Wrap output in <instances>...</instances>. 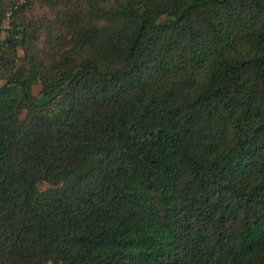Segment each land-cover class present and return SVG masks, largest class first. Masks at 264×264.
I'll use <instances>...</instances> for the list:
<instances>
[{"label":"trees","instance_id":"16d2710c","mask_svg":"<svg viewBox=\"0 0 264 264\" xmlns=\"http://www.w3.org/2000/svg\"><path fill=\"white\" fill-rule=\"evenodd\" d=\"M21 1L0 264H264V0Z\"/></svg>","mask_w":264,"mask_h":264},{"label":"rangeland","instance_id":"374dc122","mask_svg":"<svg viewBox=\"0 0 264 264\" xmlns=\"http://www.w3.org/2000/svg\"><path fill=\"white\" fill-rule=\"evenodd\" d=\"M25 1H28L30 4L29 5L30 9L26 14L29 18H31V17L32 18H35V17L38 18L41 16L50 18L49 14H51V13L48 10L41 9L35 1H33V0H22L21 3H24ZM5 24H6V22H5ZM2 38H3V36L1 37V39ZM1 84H2V82H0V85ZM51 99H52V96L51 97H40L37 102L39 105H44V104L49 103V101ZM38 188H39V192L44 193L46 190H48L50 188V186L47 184L41 183V184H39Z\"/></svg>","mask_w":264,"mask_h":264}]
</instances>
